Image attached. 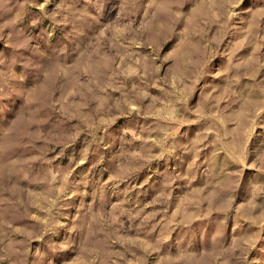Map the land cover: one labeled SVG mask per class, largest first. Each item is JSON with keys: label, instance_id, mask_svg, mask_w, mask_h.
Returning a JSON list of instances; mask_svg holds the SVG:
<instances>
[{"label": "rangeland", "instance_id": "obj_1", "mask_svg": "<svg viewBox=\"0 0 264 264\" xmlns=\"http://www.w3.org/2000/svg\"><path fill=\"white\" fill-rule=\"evenodd\" d=\"M0 264H264V0H0Z\"/></svg>", "mask_w": 264, "mask_h": 264}]
</instances>
